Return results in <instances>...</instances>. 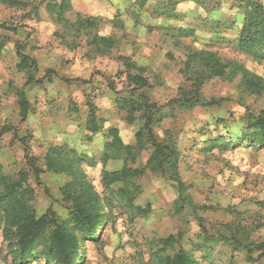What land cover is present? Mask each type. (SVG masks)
I'll list each match as a JSON object with an SVG mask.
<instances>
[{
	"label": "rangeland",
	"instance_id": "rangeland-1",
	"mask_svg": "<svg viewBox=\"0 0 264 264\" xmlns=\"http://www.w3.org/2000/svg\"><path fill=\"white\" fill-rule=\"evenodd\" d=\"M70 1L67 18L95 19L93 28L66 29L44 8L37 19L30 8L0 2V175L24 180L37 215L50 208L64 222L71 209L60 192L66 178L46 171L44 155L48 147L62 144L86 154L91 163L82 167L107 219L95 227L97 239L86 241L84 256L72 264H165L180 250L199 264H264V252L254 248L264 243V148L244 140L247 117L264 112V92L249 94L241 84L244 70L264 83V60L257 62L233 46L244 0H180L167 20L150 5L138 9L135 0ZM254 1L264 8V0ZM179 30L191 36H180ZM94 34L114 37L115 47L96 51L88 41ZM188 50L214 53L238 70L230 82L214 78L202 86L203 97L216 105L180 111L154 127L159 139L166 129L176 137L180 177L200 207L196 214L188 207L174 211V185L146 168L150 151L139 152L129 164L141 171L129 184L106 189L101 182L106 130L115 128L123 144L134 145L135 128L124 120L126 111L118 108L110 90H129L124 60L135 62L153 85L140 92L163 105L186 87L180 71ZM21 54L37 65L29 83L18 68ZM21 95L28 104L25 121L19 116ZM90 111L103 120L102 132L94 136L85 129ZM228 134L242 141L230 147L211 144ZM105 168L118 164L109 162ZM9 228L0 214V264H13L7 254ZM221 236L229 241L207 242ZM199 245L211 250H198ZM25 264L61 263L34 258Z\"/></svg>",
	"mask_w": 264,
	"mask_h": 264
},
{
	"label": "trees",
	"instance_id": "trees-1",
	"mask_svg": "<svg viewBox=\"0 0 264 264\" xmlns=\"http://www.w3.org/2000/svg\"><path fill=\"white\" fill-rule=\"evenodd\" d=\"M192 1L200 2L199 0ZM0 2L10 7L30 8L37 19L39 11L44 8L56 24L63 25L66 29L72 28L80 31L82 28L94 27L95 19H81L78 16L75 21L71 22L67 18L71 10L70 0H0ZM151 2L154 3L151 4ZM178 3L180 0H168L166 4L154 0H135L134 2L138 9L146 5L152 6V12L158 17L163 16L166 20L174 17V10ZM242 4L245 11L233 46L255 61L261 62L264 60V8L254 0H244ZM178 35L191 36L190 32L183 30H179ZM88 41L89 45L100 53L113 49L116 44L114 37L97 34L89 35ZM186 54V61L180 71L186 87L180 88L177 96L163 105L150 102L146 95L140 92L153 85L141 75L142 70L135 62L124 60L123 64L128 73L126 79L129 83V90L127 94L115 90L113 86H110V90L115 93V103L118 108L126 111L124 120L129 126L135 128L134 145L123 144L115 128L106 130L104 137L108 141L104 143V152L100 158L103 166L101 182L106 189H110L112 185L119 182L129 184L141 175L139 169H131L129 164L135 163L139 152L150 151L146 168L152 175L164 176L174 185V192H172L174 211L179 213L188 207L196 214L200 207L193 202L189 186L180 177L176 137L166 129L163 130L162 138L159 139L154 133V127L159 126L165 120L174 119L180 111L196 107L209 108L216 105L217 101L206 100L203 97L202 86L214 78L230 82L236 77L238 70L232 68L231 64L224 63L211 52L188 50ZM20 58L18 68L26 72L29 83L30 73L37 69V65L26 55L21 54ZM132 70L138 73L131 75ZM241 74V84L245 91L249 94L264 92V83L259 77L250 75L245 70L241 71ZM18 106L20 119L25 121L28 104L22 95L18 100ZM246 121L244 140L251 147L264 148V112L248 116ZM102 124L103 120L98 119L94 112L90 111L87 114L85 129L91 136L102 132ZM239 141H242V138H234L228 134L221 136L211 144L230 147ZM109 162L117 163L118 168L107 170L105 167ZM85 163L87 165L91 163L85 153H77L65 144L48 147L44 155L46 171L66 178L60 187V192L64 202L71 209L64 222H58L55 213L50 208L42 215H37L31 205V191L24 184V180H7L0 175V214L7 218V225L10 227L8 231L6 230V238L9 240L7 254L12 257L13 264H25L34 258L72 264L78 256H84L85 242L97 239L99 231H95V227L99 225L102 227L107 215L101 207L100 195L95 191L83 170L82 166ZM30 166L36 168L34 164ZM209 241H229V239L221 236L219 239L208 238L207 242ZM198 248V250H211L208 245H199ZM254 248L263 253L264 243ZM80 249H83V252H79ZM165 264L199 263L189 253L180 250Z\"/></svg>",
	"mask_w": 264,
	"mask_h": 264
}]
</instances>
